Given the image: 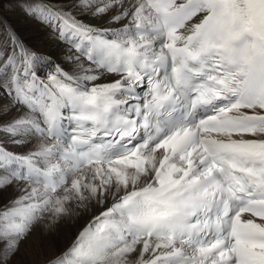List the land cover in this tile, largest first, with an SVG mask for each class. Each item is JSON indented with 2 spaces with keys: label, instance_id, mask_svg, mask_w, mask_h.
Wrapping results in <instances>:
<instances>
[{
  "label": "snow or ice",
  "instance_id": "6c2138e0",
  "mask_svg": "<svg viewBox=\"0 0 264 264\" xmlns=\"http://www.w3.org/2000/svg\"><path fill=\"white\" fill-rule=\"evenodd\" d=\"M16 6L49 47L0 21V264H264V0Z\"/></svg>",
  "mask_w": 264,
  "mask_h": 264
},
{
  "label": "bare ground",
  "instance_id": "6f19581e",
  "mask_svg": "<svg viewBox=\"0 0 264 264\" xmlns=\"http://www.w3.org/2000/svg\"><path fill=\"white\" fill-rule=\"evenodd\" d=\"M22 2L23 0H0V21H7L29 46L39 50H47L49 44L46 31L35 20L26 17L18 6L13 7V5ZM84 19L88 20L89 18L85 17ZM7 195L8 193H5L3 198H6ZM82 225L83 220L61 223L53 235L48 238L55 246V250L60 251L66 247ZM41 260L42 257L36 256L33 247L26 243L22 246L21 252L13 264L16 262L19 264H40Z\"/></svg>",
  "mask_w": 264,
  "mask_h": 264
}]
</instances>
